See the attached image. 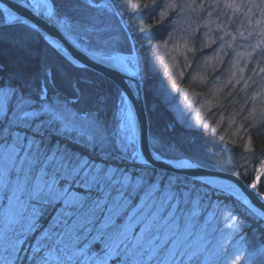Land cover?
<instances>
[{
	"label": "snow or ice",
	"instance_id": "obj_1",
	"mask_svg": "<svg viewBox=\"0 0 264 264\" xmlns=\"http://www.w3.org/2000/svg\"><path fill=\"white\" fill-rule=\"evenodd\" d=\"M24 7L58 28L65 39L75 34L92 50L95 61L135 77L128 66L132 58L122 54L103 15L104 10L118 14L113 11L115 0H25ZM0 17L19 29L21 35L12 40L18 48L27 50L32 36L48 40L35 22L2 5ZM4 39L5 29L0 28V41ZM54 48L60 54V45ZM65 61L75 64L68 57ZM4 68L0 64V73ZM54 71L45 63L35 75L22 67L11 72L7 82L0 79V248L8 257L4 264H130L125 241L131 212L125 210L165 184L170 191L187 188L178 176L167 175V168L158 172L157 163L175 169L193 165L177 154L175 143L155 134L147 154L143 138L137 147V121L127 98L131 84L127 91L115 88L112 93L82 78L71 83L70 95L50 94ZM81 82L89 85L87 90ZM109 104L111 120L105 115ZM261 179L253 177L248 187L255 191ZM188 190L195 199L187 215L195 219L202 199L195 185ZM231 190V185L222 189ZM255 194L264 200V193ZM246 211L255 227L241 229L238 243L226 246L230 234L217 237L222 230L204 226V246L189 252L186 264H204L200 257L205 253L212 257L208 264H236L241 258L244 264H264V212L251 206ZM226 218L237 219L231 213Z\"/></svg>",
	"mask_w": 264,
	"mask_h": 264
},
{
	"label": "rangeland",
	"instance_id": "obj_2",
	"mask_svg": "<svg viewBox=\"0 0 264 264\" xmlns=\"http://www.w3.org/2000/svg\"><path fill=\"white\" fill-rule=\"evenodd\" d=\"M117 8L113 11H119L124 24L133 30L132 18L124 17L126 9L121 5ZM164 9L165 14L173 11L177 14L173 31L161 45L157 59L176 73L173 75L186 81L183 85L178 79L170 86L172 95L176 94L172 108L177 118L188 127H221L229 135L243 137L239 156L242 170L245 175L253 173L252 177L264 179V157L257 156L259 153L252 150L250 141L254 127L259 131L264 127V71H261L264 69V3L261 0H168ZM0 23H4L2 18ZM118 30V27L110 29L120 41ZM135 33L132 37L147 77L143 45ZM69 36L92 52L77 36ZM129 57L133 62L128 66L133 70L135 57ZM55 89L50 94L58 92ZM129 106L132 108L130 102ZM112 114V108L105 112L109 120ZM182 182L187 188L182 185L178 191H170L165 184L150 196H141L125 210L131 212L125 241V250L131 252L130 264H186L187 254L204 246L202 227L210 225L222 230L216 233L217 237L230 234L232 238L225 242L226 246L238 243L249 225L255 227L235 213L231 203L218 197L219 192L212 193L211 188L188 180ZM194 185L202 199L200 216L195 219L187 215L191 200L195 199L188 189ZM2 203L3 192H0V206ZM229 213L237 219L229 221L226 218ZM200 258L208 264L212 257L205 253ZM6 259L7 254L0 250V264ZM236 264H244L243 258Z\"/></svg>",
	"mask_w": 264,
	"mask_h": 264
},
{
	"label": "trees",
	"instance_id": "obj_3",
	"mask_svg": "<svg viewBox=\"0 0 264 264\" xmlns=\"http://www.w3.org/2000/svg\"><path fill=\"white\" fill-rule=\"evenodd\" d=\"M105 0H96L102 3ZM111 3L112 0H107ZM117 7L121 5L127 11L124 17H132L135 24L134 29L142 42L145 58L147 77L144 80L146 100L151 120V137L153 135L163 137L164 139L175 143L178 146V155L187 157L200 164L213 168H220L236 172L250 184L254 182L253 173L245 175L242 170L239 156L240 147L243 146V137L229 135V132L223 131L221 127H188L179 121L175 111L172 108L173 99L176 94L170 92L171 83L180 82L185 85V78H179L174 71L168 69V65L160 58L157 59L161 45L167 40L173 31V25L176 21L175 12L165 14V6L168 0H115ZM147 7H140L139 5ZM116 7V8H117ZM118 9V8H117ZM117 15L113 16L111 12L104 10L103 15L107 19L110 29L118 27L120 34V44L124 53L133 52V43L135 41L129 30L124 24L123 17L119 11L115 10ZM96 14V13H92ZM2 17H0L1 19ZM0 28L5 29V39L0 41V64L5 66L4 72L0 73L1 79L7 82L9 74L20 68H26L33 75L39 73L43 64L47 63L50 68L54 69L55 85L59 93L70 95L71 83L77 80L95 81L101 84L105 92L114 93L115 88H120L116 83L107 77L85 67H79L65 61V56L57 53L55 48L47 40L37 36H32L28 41L27 50L16 47L12 40L21 35L19 29L0 23ZM130 31H132L130 29ZM114 32H117L116 30ZM75 38V34H72ZM186 73V70L184 71ZM53 87V88H54ZM80 87L88 89L89 85L81 82ZM121 89V88H120ZM170 94L172 95L170 97ZM219 98H223L220 96ZM225 100V99H223ZM225 102V101H224ZM224 102L222 103L224 105ZM111 104L105 110L108 112ZM252 140L251 148L259 154L261 159L264 157V127L251 131ZM242 148V147H241ZM244 148V147H243ZM162 172L161 169H157ZM163 174V173H162ZM167 175H173L167 172ZM176 175V174H175ZM181 181L188 180L198 186H205L190 178L179 176ZM182 186V185H181ZM180 186V187H181ZM212 193H215V189ZM258 189L264 192V179L259 183ZM223 200L228 201L233 206L235 213L239 214L247 221L255 224L252 217L246 211L244 206L234 197L220 193L217 195ZM0 250H3L0 248ZM23 255V253H22ZM27 264V262H25Z\"/></svg>",
	"mask_w": 264,
	"mask_h": 264
},
{
	"label": "water",
	"instance_id": "obj_4",
	"mask_svg": "<svg viewBox=\"0 0 264 264\" xmlns=\"http://www.w3.org/2000/svg\"><path fill=\"white\" fill-rule=\"evenodd\" d=\"M24 2L19 0H0V5L9 8V10L15 14L20 15L24 19H28L35 22L40 27L41 33L48 37V42L51 41V45L59 44V52L65 57L75 61L78 66L91 69L99 74L107 77L114 83H116L121 89L127 91L128 85L131 84L130 91H127V98L132 106L135 120L137 121L136 135H137V147L141 146V138H143V148L145 154L150 149L151 137V120L148 110L146 93L144 87V70L138 59V51L134 45V50L129 56L135 57L134 69L131 70L135 73V77L131 78L127 74L110 70V68L104 66L102 63L95 61L92 57V52L85 49L79 43L74 41L70 36L65 39L58 28L47 24L45 21L38 19L27 8L24 7ZM76 45H79L77 48ZM187 160L193 165L191 168L175 169L168 167L162 163L156 164V169H165L171 174H178L187 178H190L203 185L210 186L215 189L216 192L230 195L241 202L247 208L251 206L258 211L264 212V200H261L255 193L261 192L258 187L255 191L248 187L250 183L246 181L242 176L236 172H232L220 168H212L204 166L195 161ZM231 185L232 190L222 191L224 186ZM247 201V204L244 203Z\"/></svg>",
	"mask_w": 264,
	"mask_h": 264
},
{
	"label": "bare ground",
	"instance_id": "obj_5",
	"mask_svg": "<svg viewBox=\"0 0 264 264\" xmlns=\"http://www.w3.org/2000/svg\"><path fill=\"white\" fill-rule=\"evenodd\" d=\"M131 17V16H130ZM132 18V17H131ZM131 21V20H130ZM132 21H133V19H132ZM134 24V23H133ZM134 27H135V24H134V26H133V30H135L134 29ZM126 28L129 30V34H131L132 35V33H135L132 29V31H130V28H128L127 26H126ZM135 34H137V33H135ZM138 36V35H137ZM72 38V37H71ZM136 47V49H137V46H135ZM133 50H134V46H133ZM138 51V50H137ZM128 54H130V53H127V55ZM139 61H140V59H139ZM140 63H141V61H140ZM147 69V68H146ZM143 70H145V68H144V66H143ZM146 78V77H145ZM198 163V162H197ZM200 164V163H199ZM203 165V164H202ZM204 166H206V165H204ZM208 167H210V166H208ZM213 168V167H212ZM176 175H178V174H176ZM179 176H181V175H179Z\"/></svg>",
	"mask_w": 264,
	"mask_h": 264
}]
</instances>
